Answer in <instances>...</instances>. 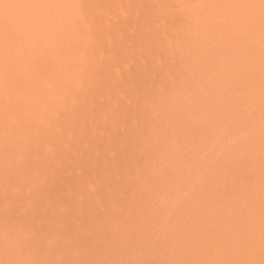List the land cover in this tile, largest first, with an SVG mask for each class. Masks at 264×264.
Returning a JSON list of instances; mask_svg holds the SVG:
<instances>
[{
    "label": "rangeland",
    "instance_id": "obj_1",
    "mask_svg": "<svg viewBox=\"0 0 264 264\" xmlns=\"http://www.w3.org/2000/svg\"><path fill=\"white\" fill-rule=\"evenodd\" d=\"M0 264H264V0H0Z\"/></svg>",
    "mask_w": 264,
    "mask_h": 264
}]
</instances>
